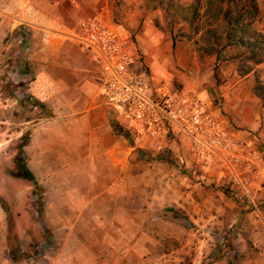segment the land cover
<instances>
[{
    "label": "crops",
    "instance_id": "1",
    "mask_svg": "<svg viewBox=\"0 0 264 264\" xmlns=\"http://www.w3.org/2000/svg\"><path fill=\"white\" fill-rule=\"evenodd\" d=\"M190 2L184 0L183 5ZM257 2L253 25L264 35V0ZM112 5L111 0H0V74L16 85L15 100L19 93H27L52 109L28 133L25 154L29 146L42 149L51 144L52 149L67 152L63 157H68L69 166L90 167L86 173L68 174V180L54 175L60 185L73 184L55 197L48 225L54 242L37 256L28 254L32 246L24 250L18 238L40 241L46 227L13 221L14 209L0 202V264H195L198 259L186 261L182 248L165 247L164 238L183 241V234L195 231L203 247L224 230L240 231L243 237L244 231L258 230L264 236V93L259 87L262 78L257 79L264 58L240 69L247 48L227 45L209 56L212 61L225 55L216 80L212 73L200 74L205 66L197 60L198 51L191 42L180 40L168 63L184 88L209 102L232 141L258 151L247 196L225 192L217 169L195 161L190 141L183 136L163 141L180 159L179 165L153 158L137 162L139 168L130 172V150L141 147L131 146L119 130L116 116L99 94L95 66L64 37L85 15L102 11L110 17ZM21 24L30 31L27 39H21ZM43 135L45 146L39 147L36 142ZM161 143L144 145L156 149ZM101 154L106 169L99 174L94 166ZM7 177L25 181L12 174ZM50 207L38 210L50 212ZM224 259L229 257L212 264H228Z\"/></svg>",
    "mask_w": 264,
    "mask_h": 264
},
{
    "label": "rangeland",
    "instance_id": "2",
    "mask_svg": "<svg viewBox=\"0 0 264 264\" xmlns=\"http://www.w3.org/2000/svg\"><path fill=\"white\" fill-rule=\"evenodd\" d=\"M183 2L184 0H111L113 3L111 16L106 18L108 24L114 26L131 47L136 49L143 69L152 77L154 82L165 81L174 87L195 93L184 88L176 80L172 74L173 69L168 64L178 46V41L191 42L192 47L198 51L197 60L202 61L205 66L200 74L209 77L212 73L216 80L220 78V65L225 55L220 54L219 58L212 61H210L209 56L216 51L219 52L225 46L221 47L223 41L216 39L213 35H210L208 40L202 38L203 31L205 29L211 30L215 25L210 22L211 12H205L207 8L204 1L198 7L199 17L192 16L194 5L185 6ZM250 52L249 49L243 50L240 69L254 65L252 63L254 60L250 58ZM0 77L2 78L0 84V202L3 207L14 209L15 213L11 214L13 221H22L32 228L37 223L46 227L44 238L40 241L30 237L18 238L24 250L27 251L28 245L32 246L33 249L28 251V254L34 253L37 256L45 248H49L47 247L49 246L48 243L53 244L54 242L52 241V230L48 225H51L53 221L51 209L55 205V197H59L62 191H69V186L73 184L66 181L60 185L55 176L60 174L68 180V174L86 173L90 167L83 164L69 166L67 164L68 157H63L67 152L54 150L50 147L51 144L45 148L43 135V139L38 137L36 143L39 147L42 145L45 147L40 149L34 145L29 146L25 154V161L37 181L41 183L42 189L35 188L29 181H16L7 177L15 169L13 157L18 152L20 136L30 133L37 121L46 120L48 114L52 113V109L48 104L36 102V99L27 93H19L20 98L15 100L16 85L6 79L4 72L0 74ZM259 78H262L259 87L264 93V82H262L264 81V67L259 69L257 75L260 82ZM204 83L207 84L208 81L204 80ZM107 104L112 113L116 115L115 108L111 104ZM124 136L127 140L129 139L130 145L133 146L134 142L130 137L127 134ZM161 144L163 146L161 145V148L156 149L149 146V148L141 147L143 149L134 148V150H130L128 155L132 164L130 165V172L139 168L137 162L149 161L153 158L174 160L176 161L175 164L179 165L180 159L172 155L168 144L165 145L166 143L164 144L163 141ZM101 155L97 157L99 164L94 166L99 174L104 173L106 169L103 162L105 156ZM182 163L186 169H189L185 161ZM208 174L212 175L209 172ZM196 175L199 176L197 173ZM220 185L229 195L234 194V190L226 182H222ZM41 191H45L42 196H40ZM65 195L67 196V194ZM48 205L51 206L50 212L45 210L40 213L38 207H43L44 210V207ZM238 232L240 231L224 230L222 231L223 234L215 236L210 240V244L203 247H200L195 231L189 230L183 234V241L166 237L164 243L165 247L179 248V250L182 248V254L186 257V261L192 257L197 258L195 264H212L214 260L223 256L229 257V260L224 259L228 264H264V236L259 234L260 231L250 230L248 233L244 231L246 237L241 236ZM51 247L54 248L52 245ZM202 254H205V257L201 260Z\"/></svg>",
    "mask_w": 264,
    "mask_h": 264
},
{
    "label": "built area",
    "instance_id": "3",
    "mask_svg": "<svg viewBox=\"0 0 264 264\" xmlns=\"http://www.w3.org/2000/svg\"><path fill=\"white\" fill-rule=\"evenodd\" d=\"M29 33L21 24V39ZM64 37L95 66L99 94L115 108L122 133L140 147L183 136L195 161L214 166L221 180L248 195L258 151L232 141L202 97L165 81L154 82L135 49L108 24L105 12L81 17Z\"/></svg>",
    "mask_w": 264,
    "mask_h": 264
},
{
    "label": "trees",
    "instance_id": "4",
    "mask_svg": "<svg viewBox=\"0 0 264 264\" xmlns=\"http://www.w3.org/2000/svg\"><path fill=\"white\" fill-rule=\"evenodd\" d=\"M203 1L207 8L205 12H211L210 22L215 25L211 30L205 29L202 38L208 40L210 35H213L216 39L223 41L221 47L231 44L242 45L251 51L250 58L255 62L264 58V35L253 25L258 15L256 0H192L190 6L194 5L193 17H199L198 7ZM196 30L198 31V28ZM19 139L18 152L13 157L15 169L11 174L16 178L31 182L35 188L40 190L41 187L34 174L26 166L24 146L28 142V134L21 135Z\"/></svg>",
    "mask_w": 264,
    "mask_h": 264
}]
</instances>
